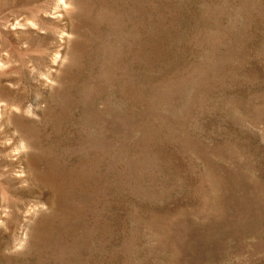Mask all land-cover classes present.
<instances>
[{
    "label": "rangeland",
    "instance_id": "1",
    "mask_svg": "<svg viewBox=\"0 0 264 264\" xmlns=\"http://www.w3.org/2000/svg\"><path fill=\"white\" fill-rule=\"evenodd\" d=\"M0 264H264V0H0Z\"/></svg>",
    "mask_w": 264,
    "mask_h": 264
}]
</instances>
